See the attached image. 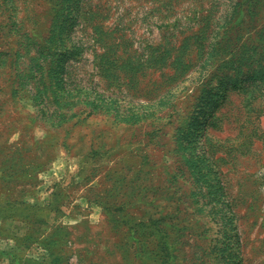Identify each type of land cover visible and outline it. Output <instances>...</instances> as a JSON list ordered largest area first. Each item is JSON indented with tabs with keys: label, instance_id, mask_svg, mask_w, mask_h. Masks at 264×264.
I'll use <instances>...</instances> for the list:
<instances>
[{
	"label": "rangeland",
	"instance_id": "rangeland-1",
	"mask_svg": "<svg viewBox=\"0 0 264 264\" xmlns=\"http://www.w3.org/2000/svg\"><path fill=\"white\" fill-rule=\"evenodd\" d=\"M0 264H264V0H0Z\"/></svg>",
	"mask_w": 264,
	"mask_h": 264
}]
</instances>
